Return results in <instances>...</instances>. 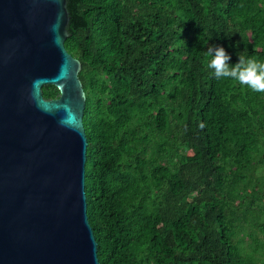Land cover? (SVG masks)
Here are the masks:
<instances>
[{"label":"trees","instance_id":"16d2710c","mask_svg":"<svg viewBox=\"0 0 264 264\" xmlns=\"http://www.w3.org/2000/svg\"><path fill=\"white\" fill-rule=\"evenodd\" d=\"M67 9L99 263L264 264V93L206 67L211 45L264 59V0Z\"/></svg>","mask_w":264,"mask_h":264},{"label":"water","instance_id":"95a60500","mask_svg":"<svg viewBox=\"0 0 264 264\" xmlns=\"http://www.w3.org/2000/svg\"><path fill=\"white\" fill-rule=\"evenodd\" d=\"M69 19L67 0H0V264H100Z\"/></svg>","mask_w":264,"mask_h":264},{"label":"clouds","instance_id":"9594fccd","mask_svg":"<svg viewBox=\"0 0 264 264\" xmlns=\"http://www.w3.org/2000/svg\"><path fill=\"white\" fill-rule=\"evenodd\" d=\"M206 54L210 57L206 67L212 70L215 79L236 81L253 92L264 93V59L242 51L238 60L230 63V54L220 45L209 46Z\"/></svg>","mask_w":264,"mask_h":264}]
</instances>
